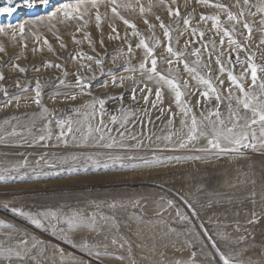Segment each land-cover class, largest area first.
<instances>
[{
	"label": "snow or ice",
	"instance_id": "snow-or-ice-1",
	"mask_svg": "<svg viewBox=\"0 0 264 264\" xmlns=\"http://www.w3.org/2000/svg\"><path fill=\"white\" fill-rule=\"evenodd\" d=\"M14 2L5 0L6 6H0V14L11 16L17 10L13 6ZM44 2L47 3V0ZM195 3L216 11L208 14L201 12L196 19L195 10L187 11V0L184 13L177 0H155V3L149 0L147 8L142 0H67L55 11L49 12L46 18L38 17L29 21L35 26L44 24L46 19V26L61 49H66L67 44L59 35L58 25H68L74 28L75 33L81 34L80 39L72 35L73 43L81 46L86 42L89 51L79 49L69 56L75 63L71 71L67 68V62L43 60L31 67L12 63L10 66L13 71L24 76L23 80L18 78L14 82L15 91L12 92L3 83L6 77L0 71V111H7L13 106L18 112L21 107L25 110L36 109L31 118L27 111L23 114V119L30 120V123L22 122L18 116L5 118L0 125V144L25 150L45 149L35 162L29 160L27 151L19 153L24 157L23 160L0 168V183H39L53 177L72 179L87 173L158 170L187 161L241 157L246 150L264 154V63L258 64L255 60L257 52L264 46V0H256L255 3L252 0H235L233 4H225L220 0H195ZM137 5L150 36H145L135 23L121 14L122 9L136 12ZM23 6L33 7L32 0H23ZM102 7L104 12H101ZM153 8L165 11L168 21L165 22L161 15L154 13ZM148 16H153L155 23L150 22ZM109 19L113 23L109 24L110 32L105 33L103 23ZM117 20L126 26L123 36L115 26ZM194 20L196 27L192 26ZM93 21L100 33L98 40H94L87 31ZM157 25L161 36L156 35ZM257 30L260 33L259 42L254 44ZM4 32L5 26L0 25V34ZM176 32L180 33V37H189L184 41L183 48L173 46V34ZM24 33L25 24L21 23V49H27ZM32 35L38 45L33 47V52L42 53L44 47H47L48 52H54L47 37L42 38L35 32ZM106 35L109 40L120 41V46L114 49L117 55L111 63L119 66L122 61V70L131 75L117 77L114 69L104 71L108 53L101 56L96 51V45L99 43L103 47ZM176 43H179V37ZM160 48L164 49L166 55H156ZM0 53L6 54L2 45ZM15 58L19 60L20 56ZM213 62L215 69L212 67ZM159 64H166L167 67L162 69ZM42 68L60 70L51 83L50 92L49 81L41 79ZM29 72L37 75L29 79ZM69 76L73 79L69 80ZM181 76L186 78L181 79ZM102 77L109 79L99 83ZM127 81L132 83L126 87ZM116 87L124 88L125 91L111 96L94 92L95 88ZM26 93L32 95H24ZM126 95L130 97V103L124 102ZM46 96L52 101L51 107L45 104ZM193 96L198 97L195 104L192 103ZM166 97L168 103L165 108ZM140 100L144 102L142 106ZM60 104L69 106L61 111ZM109 104L115 107L110 109ZM222 106L226 107V115L221 110ZM197 108L200 109L199 115ZM153 112L160 113L156 119L162 122L163 117L168 116L165 123L167 133L155 136V139L154 133L146 135L143 130L145 117L148 118L147 124H153ZM177 118L179 128L175 126ZM37 120L41 122L38 128ZM137 122L141 125L139 134L129 127L131 124L134 128ZM201 141L205 143L200 144ZM48 149L60 151L49 152ZM181 152L186 154H178ZM160 200L164 203L158 205L157 215L162 219L163 213L174 209L175 222L184 225L186 230L188 246H192L188 234L201 242L202 252L207 247L202 243L205 238L211 244L215 255L202 264H216V257L220 264H252L251 261L239 259L242 253L233 255L221 251L204 224L199 225L203 236L196 231L191 217L198 213L183 194L176 193L175 199L160 196ZM139 205L140 200L132 197L112 195L100 199L91 193L68 195L54 204L47 201H6L0 204V210L11 216V220L0 219V257L7 264H28L29 260L34 264H42V260L47 259L44 253L52 247L53 256L58 255L62 264H88L74 252H66L59 243L51 245L40 239L27 227L18 224L16 221L19 220L23 225L42 230L53 239L94 257L102 264L103 258L112 253L108 251V244L95 242V237L103 236L107 240L113 229L119 231V214L126 212L130 206L135 210ZM185 206L191 210V216L184 210ZM253 222L255 213L249 223ZM240 228L241 225L237 223L236 229ZM169 231L177 230L170 227ZM179 235L181 233L177 232ZM216 235L220 240L227 239L224 233ZM244 239L238 237L236 243ZM125 243L126 240L118 241L115 236L111 238L112 246L119 244L122 248ZM195 256L193 252L189 261L178 260L174 264H196ZM114 259L124 258L115 256Z\"/></svg>",
	"mask_w": 264,
	"mask_h": 264
},
{
	"label": "rangeland",
	"instance_id": "rangeland-1",
	"mask_svg": "<svg viewBox=\"0 0 264 264\" xmlns=\"http://www.w3.org/2000/svg\"><path fill=\"white\" fill-rule=\"evenodd\" d=\"M67 2V0H32L33 7L23 6V0H15L13 6L17 10L11 15L0 14V25L5 26V32L0 34V45L6 49L5 53H0V71H2L6 77L3 82L8 87L9 92L15 91L14 82L19 78L24 79V76L18 72H14L11 68L12 63H19L21 66L31 67L33 64H39L43 60H52L57 63L67 62L68 70L75 68V63L69 59L70 55L75 54V51L82 49L83 51H89L88 45L85 42L81 46H77L73 43L71 37L75 35L77 39L81 38V34L75 33L74 28L68 25H58L59 35L66 42L67 48L61 49L55 36L48 30L47 20L44 24L32 25L29 21L35 20L38 17H47L49 12L55 11L60 4ZM127 2V0H125ZM134 2V0H133ZM155 3V0H152ZM182 13L185 12L186 0H177ZM215 2V0H214ZM225 4H233L235 0H220ZM253 3L256 0H252ZM142 3L147 8L149 0H142ZM187 11L191 12L195 10L196 19L198 14L204 12L206 14L213 13L216 10L212 8H204L201 5H197L195 0H187ZM0 6H6L5 0H0ZM238 11V9H233ZM101 12H104V8H101ZM153 12L161 15L165 22L168 21V17L165 11L160 8H153ZM121 14L135 23L138 28L145 34L150 36L147 26L144 24V17L139 14V6L137 5L136 12L121 10ZM111 14L109 13V16ZM150 22L155 23L153 16L147 17ZM258 19V18H257ZM251 20V17H249ZM25 24L24 42L27 43V49H21L19 47V25ZM113 23L111 19L103 23V31L105 33L110 32L109 24ZM11 25V28L7 26ZM115 26L123 36L126 26L119 20L115 21ZM196 27L195 20L192 24ZM254 27H256L254 25ZM181 31L183 25H180ZM87 31H89L94 40L99 39V31L95 27V23H91ZM130 31V30H129ZM38 33L42 38L47 37L50 44L54 48V52H48L47 47H44L43 52H33L32 49L35 44L32 33ZM15 33V37H14ZM156 35L161 36V30L157 25ZM256 40L254 44H258L260 33L257 30L254 33ZM179 37V43H176V38ZM174 47L177 49L183 48L184 41L189 37L187 35L180 37V33L173 34ZM104 46L101 47L99 43L96 45V51L104 56L108 53L105 59L104 71L114 69L117 77L120 75H131L122 70L123 62L119 66H114L111 61L117 53L114 49L120 46V41L109 40L107 35L104 37ZM136 41H133V48L135 49ZM255 51V48L253 49ZM125 51L127 49L125 48ZM138 52V50H137ZM19 55L20 59L16 60V56ZM156 55H166L163 48H160ZM11 57V59H9ZM58 57L60 59H58ZM256 62L264 63V46H261V51H258L255 57ZM135 62V61H134ZM160 68H166V64H159ZM95 67V66H94ZM215 69V64H212ZM181 73L183 72L182 65L180 66ZM240 71L239 68L236 70ZM60 70L57 69H41V79L49 81V89H51V83L55 81V78L59 75ZM37 74L35 72H29L28 78L32 79ZM139 79V76L137 75ZM186 78L181 76V79ZM69 80L73 77L69 76ZM107 77H102L98 81L103 83ZM131 81L126 82V87L131 85ZM143 86V85H141ZM64 91V89H60ZM124 88H95L96 94L107 93L109 96L118 95L124 92ZM24 95H32V93H26ZM154 98V94H153ZM197 96H193L192 103L195 104ZM86 98H81V100ZM125 103H130V97L126 95L124 97ZM23 103V97H22ZM143 100H140V105H143ZM167 97L164 101L165 108L167 107ZM45 104L52 106V101L45 97ZM67 104H60L61 111L68 107ZM108 107L114 108V104H109ZM150 107V106H149ZM225 115L226 107L222 106L221 109ZM27 111L28 116L31 118L33 112L36 111L35 107L25 110L21 107L18 112L15 107L8 109L7 111H0V125L3 124L5 118H11L12 116L21 117L22 122L30 123V120H24L23 114ZM173 111H176L173 108ZM197 115H199L200 109L197 108ZM159 112H153L152 120L153 124H147V117H145V134L154 133L155 136H162L167 133L168 129L165 127V123L168 116L163 117V121L157 120ZM170 115V114H169ZM108 117H105L107 122ZM41 122L36 121V127H40ZM176 128H179V119L176 120ZM129 127L136 134L141 131V125L139 122L132 128ZM10 130V129H9ZM2 134V133H0ZM115 134V133H113ZM205 143L201 141L200 144ZM27 151L29 160L35 162L38 155L45 151L43 148H24L5 147L0 144V168L9 167L17 161L23 160L24 157L19 153ZM49 152H59V149H48ZM186 154V153H178ZM83 193L92 196H96L100 199L108 198L112 195H122L125 197H132L140 200V205L133 210L131 206L126 212L119 214L120 228L119 231L115 229L109 234L107 240L103 236H96L95 242L101 244H108V251L112 253L111 256L103 258L102 264H174L175 261L184 260L189 261V258L193 252L196 253V264H202V262L210 261L212 256L215 255L211 250V244L205 238L202 243L206 245L201 251V242L197 241L194 236L188 234V239L192 241V246H188L185 240V228L184 225L176 223L175 210L172 209L169 212L162 214V219L157 215L158 205H162L164 201L160 200V196L167 198H176V193L183 194L185 200L190 203L197 211L198 215L191 217L192 225L196 226V231L203 236V230L199 228L200 224H204L208 229L213 239L217 241V246L225 254H237L242 253L239 259L242 261H251L252 264H264V154L260 151L246 150L245 155L241 157L229 156L224 159L216 160H201V161H187L180 164L170 165L166 168H160L158 170H136V171H122V172H110L108 174L103 173H87L81 174L79 177L72 179L55 177L51 179H45L39 183L33 182H19V183H0V204L10 201L13 203H31L33 201L49 203H56L61 201L62 198H66L68 195H79ZM184 210L191 216V210L186 206ZM253 213H255V222L249 223L253 220ZM0 219L11 220V216L6 215L3 210H0ZM23 227H27L29 231L37 235L45 242H50L51 245L57 243L61 247L65 248L66 252H74L77 257H82L83 261H87L88 264H101L95 260L94 257H89L78 249H72L62 241L53 239L50 234L43 232L42 230L35 229L31 225H23L21 221H16ZM241 225L240 230L236 229V224ZM174 228L176 232H170L169 228ZM191 227V226H190ZM177 232L181 233L179 237ZM216 233H224L227 239L220 240ZM115 236L118 241L126 240L127 243L124 247L111 245V238ZM238 237H244V241L237 244ZM31 243V241H30ZM54 248L49 247L48 251L44 253L47 259L42 260V264H62L59 256H53ZM115 256H123V260L114 259ZM0 264H7V261L0 257ZM28 264H34L29 260ZM216 264H220L219 258L216 257Z\"/></svg>",
	"mask_w": 264,
	"mask_h": 264
}]
</instances>
